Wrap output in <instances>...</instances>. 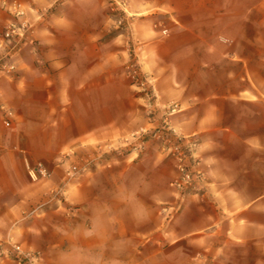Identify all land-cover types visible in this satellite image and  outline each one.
Segmentation results:
<instances>
[{
    "label": "crops",
    "instance_id": "1",
    "mask_svg": "<svg viewBox=\"0 0 264 264\" xmlns=\"http://www.w3.org/2000/svg\"><path fill=\"white\" fill-rule=\"evenodd\" d=\"M4 1L0 36L12 18ZM6 1L26 7L39 43L12 50L17 70L0 76L15 112L10 125L0 116V264H18L9 237L40 249L43 264H145L169 258L162 245L183 239L209 245L220 260L232 259L234 246L264 258V55H252L264 51V0L248 9L261 14L253 35L244 18L242 31L229 34L236 21L221 27L229 13L214 7L218 0L150 1L164 10L169 31L157 39L150 30L137 32L134 50L152 77L155 111H92L90 102L76 111V94L90 100L89 45L61 44L78 31L59 12L60 0ZM79 34L91 40L89 31ZM174 102L179 108L167 111ZM165 120L200 138L203 195L171 187L175 162L152 134ZM137 131L145 132L143 141L124 143ZM45 132L51 144L40 143ZM46 149L62 151L53 166ZM120 150L126 157L115 160L114 171L82 173ZM81 151L90 154L83 170ZM37 162L50 177H29L27 163ZM72 164L82 171L69 174ZM152 244L158 251H148ZM238 259L251 264L246 252Z\"/></svg>",
    "mask_w": 264,
    "mask_h": 264
},
{
    "label": "rangeland",
    "instance_id": "2",
    "mask_svg": "<svg viewBox=\"0 0 264 264\" xmlns=\"http://www.w3.org/2000/svg\"><path fill=\"white\" fill-rule=\"evenodd\" d=\"M150 1L60 0V4L57 5L59 6V12L67 15L71 19L72 25L70 26L78 31L73 37H65L61 44L64 48L68 47L73 40L80 45L88 44L93 66L89 88L90 100L84 99L82 94L80 96L76 94V111L82 110L84 106L87 107L89 102L92 111H131L134 106L140 107L143 111L156 110L155 99L157 95L152 77L148 72L141 69L137 51L134 50L138 39L135 37L137 32L150 30L157 39L167 35L169 31V20L164 10L159 4ZM218 2L214 7L220 9V14H225L226 11L229 13V16L221 17V27H225L232 21L237 23L232 30L229 29V34H234L239 30L242 31L244 25L241 21L243 18L246 23L251 24L252 35L259 33L258 27L261 14L254 10L248 12V9L253 7L258 0H218ZM5 24L4 21L3 28ZM82 30L91 33V40L88 39L87 35L79 34V31ZM252 55H264V51H254ZM133 65L151 79L147 83V89L153 92L151 96L147 95L145 90L140 89L137 82L132 78ZM59 90L61 89L59 88ZM35 91L36 89H33V92ZM135 97L141 98V101L133 105L132 100ZM175 104L178 105L176 102L171 103L167 111H171ZM40 143L45 145L52 143L49 133L45 132L43 134ZM47 150L52 154L44 156V159L49 160L48 164L53 166L58 157L62 155V151ZM126 153L125 151L123 154L111 152V154L99 156V164H92L86 170L82 169V162L85 156L90 158L89 152L81 151L77 161H81L79 166L83 170H80L82 173L84 171L109 172V170L114 171L116 169L115 160L126 157ZM93 154L98 155L96 151H93ZM208 246L207 244L202 246L189 244L185 239L171 244L166 243L162 245V248H167L171 252L169 258L156 257L153 261L145 264H243V260L238 258L242 257L244 252L249 254L251 264H264L263 256L255 250L246 249L243 251V248L234 246L231 249L233 258L220 260L209 252ZM159 247L158 244H152L148 247V251H158Z\"/></svg>",
    "mask_w": 264,
    "mask_h": 264
},
{
    "label": "built area",
    "instance_id": "3",
    "mask_svg": "<svg viewBox=\"0 0 264 264\" xmlns=\"http://www.w3.org/2000/svg\"><path fill=\"white\" fill-rule=\"evenodd\" d=\"M3 4L8 6L12 18L7 21L0 36V76L10 75L17 70L16 62L10 57L12 50L24 42H29L32 45L38 43V39L34 34L35 24L25 16L26 7L17 1L8 3L5 0ZM131 74L138 87L151 96L153 92L147 89V83L151 79L147 75L142 74L135 65H133ZM177 107L178 105L175 104L170 112L176 110ZM14 114V109L10 106L3 91L0 89V116L2 122L5 125H10ZM144 133L143 131H137L126 138L124 143L129 145L133 141L141 142L146 137ZM152 134L161 139L163 149L175 162L177 176L171 181V187L179 193L203 195L202 189L198 185L199 180L205 179L202 157L198 150L201 143L198 135H184L177 132L170 126L169 120H165L163 126L156 128ZM123 152L122 150L118 151L120 154H123ZM129 155L131 156V153ZM27 169L32 180L50 177L51 175L49 167L42 162H37L34 165L27 163ZM80 170L78 165L72 164L68 172L73 175ZM8 241L10 243L9 254L18 264H43L44 255L40 249L14 241L12 237H9Z\"/></svg>",
    "mask_w": 264,
    "mask_h": 264
}]
</instances>
